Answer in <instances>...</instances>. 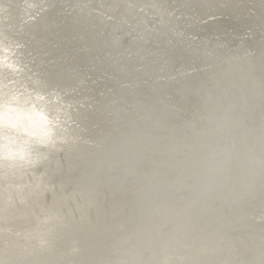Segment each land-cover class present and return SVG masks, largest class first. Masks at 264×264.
I'll return each instance as SVG.
<instances>
[{"label": "bare ground", "instance_id": "obj_1", "mask_svg": "<svg viewBox=\"0 0 264 264\" xmlns=\"http://www.w3.org/2000/svg\"><path fill=\"white\" fill-rule=\"evenodd\" d=\"M0 264H264V0H0Z\"/></svg>", "mask_w": 264, "mask_h": 264}]
</instances>
